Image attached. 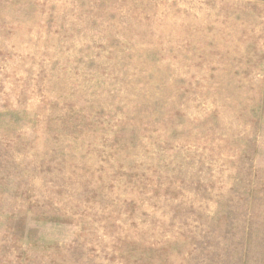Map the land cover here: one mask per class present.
I'll return each instance as SVG.
<instances>
[{"label": "rangeland", "instance_id": "obj_1", "mask_svg": "<svg viewBox=\"0 0 264 264\" xmlns=\"http://www.w3.org/2000/svg\"><path fill=\"white\" fill-rule=\"evenodd\" d=\"M0 264H264V0H0Z\"/></svg>", "mask_w": 264, "mask_h": 264}]
</instances>
